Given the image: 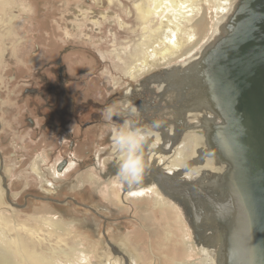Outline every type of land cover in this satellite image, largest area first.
<instances>
[{
	"label": "rangeland",
	"instance_id": "rangeland-1",
	"mask_svg": "<svg viewBox=\"0 0 264 264\" xmlns=\"http://www.w3.org/2000/svg\"><path fill=\"white\" fill-rule=\"evenodd\" d=\"M240 3L198 0L199 12L180 17H191L181 51L164 58L152 52L167 19L147 13V0H0V251L15 262L20 248L49 264H210L182 201L160 184L170 207L152 211L150 194L136 199L117 180L110 135L123 121L101 113L128 101L150 117L136 118L141 127L172 119L199 84L173 85L166 100L158 76L208 57ZM173 159H145V193Z\"/></svg>",
	"mask_w": 264,
	"mask_h": 264
},
{
	"label": "bare ground",
	"instance_id": "bare-ground-1",
	"mask_svg": "<svg viewBox=\"0 0 264 264\" xmlns=\"http://www.w3.org/2000/svg\"><path fill=\"white\" fill-rule=\"evenodd\" d=\"M148 1L150 6L153 5L154 8L146 7L145 10L147 13H154L156 16H164V18L167 19V23H164L166 28L164 24L163 27H159L160 32H163L160 34V39L158 40L160 48L152 53L165 54L164 58L175 55L183 44L179 37L180 33L183 31L187 33L189 31V28L184 24L191 18L189 16H184V20H182L180 17H183L186 13H189L191 16L194 14V11L199 12L200 7L198 8L199 5L196 4L198 0H147V2ZM220 10H222L221 7ZM234 15L232 17H234ZM232 17L229 18V23L225 26L220 39L228 34ZM171 23H173V25ZM204 57L205 53H202L200 58H195L167 69L165 73L166 77L160 75L157 78L156 82L161 88L163 97L169 96H167L168 99L166 100H169L172 96L177 94L175 93L176 86H174V88L173 85H179L180 89L193 80L192 84L195 86L194 88L199 84L197 86L199 91H192V93L190 91L191 98L189 104L180 102V106L182 107L174 111V117L172 119L170 118L171 120L167 117H163V121L166 123L162 124V127L157 130L156 136L150 138L148 145L144 149V158L150 162V164L151 162H156L154 163L156 165L159 163L162 164L163 162L165 165V157H174L168 164L176 166L175 169H168L167 167L166 169L163 165L165 168L163 169L164 173L157 172L155 171L156 169L151 171L152 173L157 172L159 176L154 177L155 184H152L153 186L147 187L150 193H145V189L139 185L131 188L129 191V193L138 196L136 199H147L146 194H150L149 197L151 196L152 199L149 198L146 202L148 203V207L151 203L153 204V207H151L152 211L158 207L163 209L167 206L166 204L170 207V203L166 201L165 196L161 192L164 190L162 189L163 185L164 188L167 189L165 191L168 193V196L171 197L169 199L174 201V205L177 203L176 201L180 203V207L182 205L179 200V192H181V194H189L188 192L190 191L193 196H195L193 208L197 207L199 210L208 211V208L204 206L203 196L199 192L203 191L208 196L220 197L218 193L221 192V189L222 191L224 189L223 184L225 182V177L231 173L233 174V168L236 165V156L233 151H230L232 150L230 146H228L230 150L223 146V140H225L226 135L228 138L229 133L228 130L226 134L225 128L226 113L223 110L222 100L215 98L213 95L214 90H212V86H210L209 83L208 60L207 57ZM184 75L187 76L186 81L183 80ZM204 82L205 86L203 87ZM169 86L173 92L167 91ZM179 99L180 97L178 96L176 100ZM193 120H197L198 122L194 123ZM185 138H187V140H185ZM181 141H183L182 143H184V146L177 149V142ZM191 177L196 179L195 182H189L187 180ZM144 179L146 180L147 177ZM148 179V182L150 180L152 181V178ZM148 182L146 184H148ZM160 184H162V186ZM191 185L195 186V188H190ZM151 192L153 194H151ZM187 209L192 211L190 207H187ZM162 211L166 210L164 209ZM201 228L203 232L200 233L198 245L202 244L200 250L202 251L201 253L205 254L204 261H206V263L210 261V264H238L237 260L232 261L233 259L226 256L230 255V253L227 252V238H229V236L224 229L221 230L217 223L211 220H205L203 225L200 226V229ZM1 251L0 264H49L45 259L35 258L37 256H31L30 253L22 251L20 248L16 250V254H14L15 258L21 257L18 259V262L11 259L13 255L12 252L9 256L8 253L5 254L3 250ZM208 254L212 255V262L211 260L208 261ZM177 255L180 256L182 254L178 253ZM186 256H188L187 253Z\"/></svg>",
	"mask_w": 264,
	"mask_h": 264
},
{
	"label": "water",
	"instance_id": "water-1",
	"mask_svg": "<svg viewBox=\"0 0 264 264\" xmlns=\"http://www.w3.org/2000/svg\"><path fill=\"white\" fill-rule=\"evenodd\" d=\"M231 21L207 60L213 95L226 113L223 146L236 165L220 197L199 192L208 211L193 208L190 191L179 192V200L198 229L211 220L227 232L232 261L264 264V0H241Z\"/></svg>",
	"mask_w": 264,
	"mask_h": 264
},
{
	"label": "clouds",
	"instance_id": "clouds-1",
	"mask_svg": "<svg viewBox=\"0 0 264 264\" xmlns=\"http://www.w3.org/2000/svg\"><path fill=\"white\" fill-rule=\"evenodd\" d=\"M106 121L120 117L122 123L111 129L110 140L118 154L116 178L127 187L134 188L141 184L145 177L146 161L144 149L151 137L157 135L162 127L160 119H153L147 127H141L136 118L140 115L139 108L128 101L122 105H109L101 113Z\"/></svg>",
	"mask_w": 264,
	"mask_h": 264
},
{
	"label": "flooded vegetation",
	"instance_id": "flooded-vegetation-1",
	"mask_svg": "<svg viewBox=\"0 0 264 264\" xmlns=\"http://www.w3.org/2000/svg\"><path fill=\"white\" fill-rule=\"evenodd\" d=\"M155 85H156V84H155ZM204 86H205V82H204V84H203V87H204ZM157 87H158V90H159V91H157L159 98H163V97H162L163 94H162V91H161L160 86L158 85ZM164 99H165V98H164ZM182 99L185 100L186 98H185V97H184V98L182 97ZM179 100H181V98H180ZM178 103H179V102H178ZM188 104H189V103H188ZM144 110H145V109H142V111H141V113H140V114H141L140 116H141L142 118L144 117V120H145V121H146V120L149 121V118H150V117H149V116H146L147 114H145V111H144ZM150 116H151V115H150ZM138 120H139V119H138ZM169 120H171V119L169 118ZM164 123H166V122H164ZM167 124H168V122H167ZM166 185H167V184H166ZM168 185H169V184H168Z\"/></svg>",
	"mask_w": 264,
	"mask_h": 264
}]
</instances>
